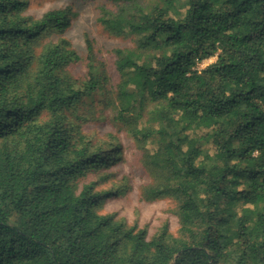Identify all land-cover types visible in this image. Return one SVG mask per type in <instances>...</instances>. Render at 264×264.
<instances>
[{"label":"trees","instance_id":"1","mask_svg":"<svg viewBox=\"0 0 264 264\" xmlns=\"http://www.w3.org/2000/svg\"><path fill=\"white\" fill-rule=\"evenodd\" d=\"M104 1L103 30L133 42L115 82L62 36L69 6L34 18L0 0V264H264V0ZM95 95L139 149L155 143L139 194L174 202L176 234L100 213L85 179L122 158L82 128Z\"/></svg>","mask_w":264,"mask_h":264},{"label":"rangeland","instance_id":"2","mask_svg":"<svg viewBox=\"0 0 264 264\" xmlns=\"http://www.w3.org/2000/svg\"><path fill=\"white\" fill-rule=\"evenodd\" d=\"M105 3L104 0H27L25 13L39 18L47 10L69 6L74 14L70 17L62 36L70 42V48L80 58L88 54V40L95 60L111 75L110 81L115 82L117 76L114 51L120 47H132L133 42L130 37H114L103 30L97 18L99 7ZM76 60L67 65V71L76 80H81L87 71V61ZM213 60L215 56L203 59L196 64V68L201 69ZM98 102L99 97L95 95L92 101L88 100V105L80 108L82 128L92 139L94 146L104 149V156L112 150V146H118L122 158L109 169L102 168L87 174L85 181L95 182V190L101 194L100 213L116 212L118 217L125 219L129 224L136 223L139 228H144L148 237L163 225L170 233L176 234L178 223L171 212L174 202L170 199L145 202L139 194L141 184L146 181L141 150H155V143L147 139L139 149L131 136L120 129L118 122L108 119V108ZM107 191L108 194L105 193Z\"/></svg>","mask_w":264,"mask_h":264}]
</instances>
